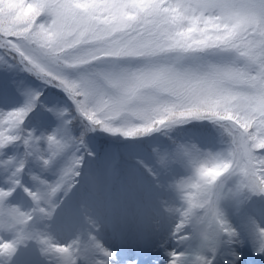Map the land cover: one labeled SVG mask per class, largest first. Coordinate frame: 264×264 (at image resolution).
Here are the masks:
<instances>
[{
	"label": "snow or ice",
	"instance_id": "snow-or-ice-1",
	"mask_svg": "<svg viewBox=\"0 0 264 264\" xmlns=\"http://www.w3.org/2000/svg\"><path fill=\"white\" fill-rule=\"evenodd\" d=\"M0 48L42 84L62 91L83 129L72 138L65 112L49 110L61 122L56 132H24L39 101L31 91L23 93L22 107L0 112V150L20 143L44 169L70 153L53 182L32 176L35 190L23 188L34 204L30 212L7 206L22 187L24 167L7 162L0 234L9 238H0V264H14L33 244L41 256L76 264V246L56 245L30 225L34 216L51 220L56 198L75 187L85 134L134 139L192 120L218 124L227 140L215 155L195 144L154 153L157 171L146 169L154 188L181 201L174 208L158 199L163 213L177 216L171 237L184 242L190 227L209 250L220 237L229 244L238 239L222 201L239 211L252 197L264 198V0H0ZM42 141L45 151L37 147ZM176 166L190 175L166 183L162 178ZM227 180L233 183L225 188ZM247 231L254 251L264 254V227L250 222ZM88 249L103 257L97 264H114L95 237L89 236ZM166 255L168 264H184L174 251ZM194 264L212 262L197 256Z\"/></svg>",
	"mask_w": 264,
	"mask_h": 264
},
{
	"label": "rangeland",
	"instance_id": "rangeland-1",
	"mask_svg": "<svg viewBox=\"0 0 264 264\" xmlns=\"http://www.w3.org/2000/svg\"><path fill=\"white\" fill-rule=\"evenodd\" d=\"M5 51L8 52L7 50H5ZM18 66L20 69L23 70L21 65L18 64ZM18 87H16L12 83L7 82L4 85L0 86V95L2 92L6 91V90H9V92L13 96L23 95V93L26 91L22 90L21 87H20L21 89ZM0 98H1V96H0ZM22 106L23 105L21 104L20 107H22ZM20 107L9 108V107L0 106V112H7V111L14 110V109H18ZM37 108L41 109L43 114H36L33 116V119L36 120L40 125L42 124L43 120L53 121L54 119H56L55 115L53 114V111H49V110H54L56 112H59V111L64 112L63 109L58 110L56 108V103L51 102L50 99L47 100V103L44 107H39L36 104L34 109H37ZM29 114H28V116H29ZM75 118L77 119L76 116H75ZM26 119H27V117H26ZM25 120H24V122H25ZM192 122H195V120L188 121V122H185L182 124L192 123ZM205 122H207V121H205ZM178 125H180V124H178ZM22 129L24 130V132H31L34 137H46V136L51 135L57 131L56 128H54V127H42V128L41 127H32L29 119H27V121H26L25 125L22 127ZM219 130L221 131V129H219ZM154 133H152V134H154ZM152 134L148 135L146 140L150 139L149 137ZM113 137L117 138V139L123 138L120 136H113ZM137 139H135V138L134 139H125L124 138V140L128 141V142H132L133 140H137ZM187 144H193V143H187ZM37 147L41 151H45L47 146H46V143H44L42 141L37 145ZM24 150H25V156L26 157L31 156V155H26V149H24ZM200 151L203 153H211L213 155L217 154V153H214L210 150H201L200 149ZM6 156H8V155H6ZM68 156L69 155H61V156L55 158V161L53 162V164L51 163L52 165L50 164L51 166H49L47 169L42 168L40 166V163H38L37 159L34 156H31L32 159H30V161L27 162V164L23 163L24 167H23V172H22V183H23L24 187L29 189V190H35V188L37 187V184L32 181V179H31L32 176H37L46 182H53L57 178L60 170L65 166ZM8 158L10 159L11 163H15L14 162L15 160L13 158H11L9 156H8ZM126 159H128V158L126 157ZM24 161H25V159L23 156L22 162H24ZM7 162H8V160L3 159L2 157L0 158V181L1 180L5 181L11 173V168H10L11 165L8 164ZM17 163H21V162L18 161ZM143 166L146 168H151L153 172H156L155 168L151 164H149L146 160H143ZM107 168H108V166H102L99 169V174H97V175L95 174L94 170L91 171L88 169H84L81 173L83 175V178L85 179L84 180L85 185L87 187L91 188L92 182H95V185H97L96 186L97 189L103 194L105 192L106 186L109 183V181H107V178H106L107 177ZM186 178L187 177H183V178H179V179H186ZM139 194L140 193H138L137 195H139ZM66 197L62 200L56 199L55 203L58 205V207H56V210L53 213V217L51 220H38L37 221L36 217L34 216V220L36 219L35 220L36 222L34 223V225L32 226V228L30 230L34 229L35 231H39V232L43 233L44 236H46L48 239H50L56 245H59V246L74 245V246H76L77 256L80 258V260L76 259V264H97V261L103 260L102 256H100L98 253L94 252L91 249L85 250L86 245L84 243H80V241L77 239V237H73L70 239L66 238V237H68V235L65 234V227H67L66 225L70 224V222L68 220L69 213L66 212V211H68V209L65 207V205L63 203L65 201ZM158 199H163L164 201H166V205H169V198L167 196H164L161 198L157 197V200ZM7 206H16L21 211L30 212V209L21 208V206L18 204L14 205L11 203H7ZM223 213H224V211H223ZM224 215H225V213H224ZM167 217L168 216H165V219H167ZM226 220L233 227V229L236 230L238 233V239L235 240L234 242H232L230 245H233V247L236 251V254H238V256H239V257L237 256L238 259H234V261L236 263L238 261L241 263V261H242L241 256H240L241 250H240L239 245L245 239V236L247 233V231L245 229H247L248 225L246 226L245 223L240 221V219H237L236 221H232L231 219L227 218ZM136 223L138 224L137 229H141L142 231L149 232V234L146 233V235H151L153 238V245H152L151 249H147L145 247V245H143V246L141 245L138 248V250H142L145 253H149V255H146L144 257L147 259V262H149V263L155 262L158 258H163V260H161L160 263L165 264L168 261L166 258L167 257L166 253L173 252V251L177 255H180L182 257L185 264H187V263L188 264H194L195 258L197 256H200L202 258L206 257L205 255H203L201 252L195 250L194 248H191L192 251H189V249H188L189 244H188L187 240H185L182 243H177V240H175L171 237V233L174 229V226L177 223V216H176V219L173 223L171 230H166V231L164 230V233H163V229L161 228L162 224H160V223L158 224L157 219L155 218V214L153 212H152V217L145 218V221L143 223H142V220H139L138 222H133L132 225L134 226ZM169 231H170V234L167 235V233ZM1 236L4 239L9 238L7 236H3L2 234H1ZM94 237L101 244V246L103 248H105V250L113 253L114 264H117V263L120 264V260H123V259L119 256H114L115 250H113V247L111 246V244L110 243L106 244L104 241H102L97 236H94ZM187 237H189V235ZM223 243H225V242L223 241ZM237 243H239V244H237ZM225 244H229V243H225ZM159 247H162V249H163L162 257H161V255L159 257H157L158 252H159V250H158ZM175 247H179L180 249L178 248V249H176L177 251H175V250H173V248H175ZM252 247H253V245H252ZM222 249L225 252V248L222 247ZM124 251L128 252L129 250L125 249ZM190 252H192L193 254L189 255ZM243 253L245 256H249V259H247L248 260L247 264H252L253 261L257 258V255L255 254L256 252H252L251 247L248 245H245ZM41 257L42 258L44 257L45 259L50 257V258L54 259V262H57V264H61V262L59 261V259L57 257H54V256H41ZM224 257H226V255H224ZM242 264H244L243 261H242ZM262 264H264V256H263Z\"/></svg>",
	"mask_w": 264,
	"mask_h": 264
},
{
	"label": "trees",
	"instance_id": "trees-1",
	"mask_svg": "<svg viewBox=\"0 0 264 264\" xmlns=\"http://www.w3.org/2000/svg\"><path fill=\"white\" fill-rule=\"evenodd\" d=\"M41 19H43V18H41ZM0 58L7 65L8 71L11 73V79H12L13 83L15 84V86L16 87L19 86L18 88H20V87L22 88V83L26 80L28 87L32 90V85H34L35 82L33 81V79L31 77H29L28 75H26L28 78H30V79H28L22 73L21 69L15 63L16 60L14 59L13 54H11L9 52H6V51H2V52L0 51ZM9 98H11V99H13V100H15L17 102H20V99L18 98V96H13L12 95V96H9ZM3 99H6L8 102H10V99H8V98H3ZM70 110H71V107H70ZM75 119L76 118L74 117L73 120H72V122L74 123L75 129L77 131L82 130V125H81L80 120H75ZM178 133L182 135L181 132L168 131V132L165 133V136L168 139L167 141L162 140V135H160L158 137V139H159L160 142H168L169 143L170 140H176ZM181 135H180V138L181 139L177 140L178 142L175 145H177V144H184L185 138L182 139V136ZM89 138H92V136H89ZM102 145H103V147H112V144L110 142H108L107 140H104L103 143H102ZM175 145L171 146V150L174 148Z\"/></svg>",
	"mask_w": 264,
	"mask_h": 264
},
{
	"label": "bare ground",
	"instance_id": "bare-ground-1",
	"mask_svg": "<svg viewBox=\"0 0 264 264\" xmlns=\"http://www.w3.org/2000/svg\"><path fill=\"white\" fill-rule=\"evenodd\" d=\"M179 247L173 248V250L177 251ZM230 250V246L226 247ZM235 250L231 251V254H228L229 261L236 255ZM230 252V251H229ZM14 264H47L44 259L41 257L40 253L38 252L36 246L30 245L28 249L21 250L19 255L16 257Z\"/></svg>",
	"mask_w": 264,
	"mask_h": 264
},
{
	"label": "clouds",
	"instance_id": "clouds-1",
	"mask_svg": "<svg viewBox=\"0 0 264 264\" xmlns=\"http://www.w3.org/2000/svg\"><path fill=\"white\" fill-rule=\"evenodd\" d=\"M255 254H257V253H255Z\"/></svg>",
	"mask_w": 264,
	"mask_h": 264
}]
</instances>
